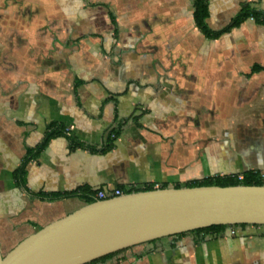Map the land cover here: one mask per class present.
Returning <instances> with one entry per match:
<instances>
[{
    "label": "crops",
    "instance_id": "crops-1",
    "mask_svg": "<svg viewBox=\"0 0 264 264\" xmlns=\"http://www.w3.org/2000/svg\"><path fill=\"white\" fill-rule=\"evenodd\" d=\"M242 3L264 10V0H207L206 24L222 29ZM254 65L264 68V26L248 19L208 40L192 0H0L1 253L85 204L40 192L263 174L264 70ZM52 124L63 131L19 182ZM95 264H264V226L175 235Z\"/></svg>",
    "mask_w": 264,
    "mask_h": 264
},
{
    "label": "water",
    "instance_id": "water-1",
    "mask_svg": "<svg viewBox=\"0 0 264 264\" xmlns=\"http://www.w3.org/2000/svg\"><path fill=\"white\" fill-rule=\"evenodd\" d=\"M219 225L264 226V184L165 187L94 200L0 251V264H88Z\"/></svg>",
    "mask_w": 264,
    "mask_h": 264
},
{
    "label": "trees",
    "instance_id": "trees-1",
    "mask_svg": "<svg viewBox=\"0 0 264 264\" xmlns=\"http://www.w3.org/2000/svg\"><path fill=\"white\" fill-rule=\"evenodd\" d=\"M193 3V22L195 27L203 34V36L208 40H215L219 38L221 35L230 32L232 29L239 27L243 22H245L248 19L253 20L256 24L263 25L264 26V10L258 11L251 7L250 3H242L239 12L230 19L228 24L219 30H212L208 27L206 24V19L209 15L208 13V6H207V0H192ZM260 70H264L263 67H260L258 65H254L251 68V74L258 72ZM63 131L62 128L56 125H50L49 126V132H47L45 139L43 142L35 149L28 150L27 154L23 160L22 168H20L17 171V177H19V182H24V164L31 159H35L40 151L45 147L46 143L54 136L60 135ZM112 135L113 138H112ZM116 136V133L114 131L111 132L109 135V138L107 140V145L104 147L102 152H105L106 150H109L112 147V141L114 140ZM90 149V148H88ZM264 184V175L261 172H245L241 175V179H238L236 175L232 176H212L203 178L201 180H192L190 182H187L184 184L186 187H195V186H210V185H217V186H233V185H263ZM182 187V185L177 184L175 188ZM161 188H165V186H162ZM153 189L152 186L148 185L143 189H134V190H125L124 193H130L134 191H145V190H151ZM96 191L90 190L87 187H82L80 189L70 191V192H63V193H38L37 195L43 199L48 201H55L59 199H65V198H71V197H79L81 198L85 204H89L94 202V194ZM247 225H238L237 227L244 228ZM229 226H211L208 228L203 229H197L188 233H198L202 234L203 237L206 235H212L214 237H220L222 234H224ZM227 233V232H226ZM186 234V233H182ZM181 235V234H179ZM152 241V242H156ZM150 242V243H152ZM128 250V249H126ZM125 250L101 257L97 260H94L88 264H95L100 261H104L108 258H111Z\"/></svg>",
    "mask_w": 264,
    "mask_h": 264
},
{
    "label": "built area",
    "instance_id": "built-area-1",
    "mask_svg": "<svg viewBox=\"0 0 264 264\" xmlns=\"http://www.w3.org/2000/svg\"><path fill=\"white\" fill-rule=\"evenodd\" d=\"M264 175V173H263ZM238 179H241V176H237ZM124 194V192L118 188L108 190H100L94 194L95 200H103L106 198L116 197ZM238 232L237 226H229L227 229V234L230 236L236 235Z\"/></svg>",
    "mask_w": 264,
    "mask_h": 264
},
{
    "label": "rangeland",
    "instance_id": "rangeland-1",
    "mask_svg": "<svg viewBox=\"0 0 264 264\" xmlns=\"http://www.w3.org/2000/svg\"><path fill=\"white\" fill-rule=\"evenodd\" d=\"M225 176V175H224ZM182 185H184L183 183H182ZM237 230L239 231V230H241V228L240 227H237ZM227 232V231H226ZM230 236V235H229ZM233 236H235V235H233Z\"/></svg>",
    "mask_w": 264,
    "mask_h": 264
}]
</instances>
